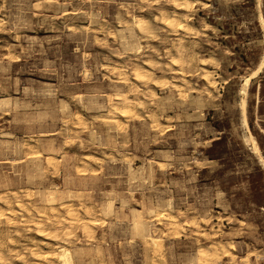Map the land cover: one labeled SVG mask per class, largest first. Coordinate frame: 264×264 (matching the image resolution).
<instances>
[{
    "label": "rangeland",
    "instance_id": "374dc122",
    "mask_svg": "<svg viewBox=\"0 0 264 264\" xmlns=\"http://www.w3.org/2000/svg\"><path fill=\"white\" fill-rule=\"evenodd\" d=\"M0 210V264H264V0H0Z\"/></svg>",
    "mask_w": 264,
    "mask_h": 264
},
{
    "label": "bare ground",
    "instance_id": "6f19581e",
    "mask_svg": "<svg viewBox=\"0 0 264 264\" xmlns=\"http://www.w3.org/2000/svg\"><path fill=\"white\" fill-rule=\"evenodd\" d=\"M150 1V0H149ZM50 3V2H49ZM177 8V7H176ZM125 10V9H124ZM188 12V11H187ZM92 13V12H91ZM78 14V13H77ZM91 15V14H90ZM91 18H92V15H91ZM190 18V17H189ZM191 19H193V18H191ZM91 20V19H90ZM92 21V20H91ZM95 21H96V19H95ZM94 22V21H93ZM90 23V22H89ZM92 26V25H91ZM124 28V27H123ZM127 28V27H126ZM134 28H137L138 29V31L140 32V33H142V34H146L147 33V31H148V29H149V21L148 20H146V19H143V20H139L138 22H135L134 23ZM122 29V28H121ZM192 29V28H191ZM131 31H133V28H131ZM183 31V30H182ZM118 35H119V33H118ZM188 36V35H187ZM130 38H133L132 36H130ZM125 40H126V38H124ZM134 41V40H133ZM127 44L128 45H130L129 44V42L127 41ZM142 46V45H141ZM127 50V49H126ZM171 50H173V49H171ZM178 61V60H177ZM186 64V63H185ZM150 70V69H149ZM210 72V71H209ZM136 76H137V78L138 79H145L146 78V76L145 75H143L142 73H140V72H138L137 74H136ZM165 76V75H164ZM163 76V77H164ZM123 78V77H122ZM211 81V80H210ZM119 83V82H118ZM159 84V83H158ZM158 87H159V85H158ZM115 94H117V93H115ZM119 95V94H118ZM123 95V94H122ZM122 95L121 96H119V97H122ZM124 96V95H123ZM119 97H116L115 98V101L116 102H121L122 100L119 98ZM83 101V100H82ZM138 101V100H137ZM112 102H113V100H112ZM112 109H113V112H116V113H118L119 114V117H120V119H122V120H125L126 122H128V121H130V120H132V119H137V114H136V112H134V103H132L131 101H129V100H125V101H123L122 102V107L120 108V107H118L117 106V104H114L113 105V107H112ZM147 110V109H146ZM159 117V116H158ZM116 119V118H115ZM80 120V119H79ZM110 120V119H109ZM121 120V121H122ZM133 121V120H132ZM118 122V121H117ZM129 123V122H128ZM78 124H79V122H78ZM161 127V126H160ZM33 142V141H32ZM31 142V143H32ZM37 145V144H36ZM50 156V155H49ZM48 156V157H49ZM54 156V155H53ZM54 158V157H53ZM56 158V157H55ZM57 159V158H56ZM49 160L50 161H52L53 159H51V158H49ZM89 165V164H88ZM54 167V166H53ZM58 167V166H57ZM56 168V167H55ZM58 170V169H57ZM135 171V170H134ZM137 176V175H136ZM136 178V177H135ZM42 198V197H41ZM47 198H48V196H47ZM77 198H78V196H77ZM79 199V198H78ZM41 200H43V199H41ZM46 200V199H45ZM38 201H39V198H38ZM82 201V200H81ZM42 202V201H41ZM48 202H49V204L50 203H52L53 204V202H54V198L53 197H51V198H49V200H48ZM47 202V203H48ZM68 202H69V200H68ZM70 203V202H69ZM72 203V202H71ZM70 203V204H71ZM103 203V202H102ZM105 203V202H104ZM168 203H169V201H168ZM48 204V205H49ZM172 204V203H171ZM42 205H45L44 203H42ZM51 205V204H50ZM54 205V204H53ZM106 205V204H105ZM34 206V205H33ZM70 206V205H69ZM66 207V204L64 203L63 205H62V208H65ZM76 207V206H75ZM74 207V208H75ZM114 207V206H113ZM153 207V206H152ZM5 208L7 209V211H8V215H10L11 214V212H13L12 211V206H11V204H10V202L9 201H5ZM61 208V209H62ZM90 208V207H89ZM157 208V207H156ZM165 208V207H164ZM41 209V208H40ZM72 209V208H71ZM76 209V208H75ZM102 209V208H101ZM153 209H154V207H153ZM25 210H27V209H25V207L22 205V204H20V202L17 204V211H19V212H23V211H25ZM65 210V209H64ZM157 210V209H156ZM175 210V209H174ZM28 211V210H27ZM36 212H37V210H35ZM40 211V210H39ZM102 211V210H101ZM165 211V210H164ZM69 212L71 213V215L73 216V214H74V212L75 211H72V210H70L69 209ZM105 212H107V213H109V212H111V206L109 205L107 208H106V210H105ZM144 212V211H143ZM142 212V213H143ZM152 212V211H151ZM14 213V212H13ZM90 213H91V211H89L88 212V214L90 215ZM146 213V212H145ZM148 213H150V211L148 212ZM153 213H155V212H153ZM16 214V213H15ZM76 214V213H75ZM5 215V213L3 212V211H1L0 210V218L1 217H3ZM34 215V214H33ZM141 215V214H140ZM11 216V215H10ZM32 216V215H31ZM138 216H139V214H138ZM19 217H21V216H19ZM204 216H202L201 218H203ZM9 219H10V217H8ZM15 218V217H14ZM139 218V217H138ZM205 218V217H204ZM13 219V218H12ZM140 219H142V218H140ZM146 219L148 220V216L146 217ZM161 219V218H160ZM163 221H165V222H167V223H175L176 222V217L175 216H173V215H169V216H165V217H163ZM15 220V219H14ZM143 220V219H142ZM206 220V219H205ZM36 221V220H35ZM86 221V220H85ZM88 221H90V220H88ZM225 221V220H224ZM208 222V221H207ZM226 222V221H225ZM32 223V222H31ZM100 223V222H99ZM1 224V223H0ZM102 224V223H101ZM148 224V223H147ZM150 224V223H149ZM204 224V223H203ZM83 225H84V227L87 229L88 227V224L86 223V222H83ZM207 225V224H206ZM10 226V225H9ZM172 226V225H171ZM35 227L37 228V233H39V232H41V228H40V226H39V223H36L35 224ZM179 227V226H178ZM171 228V227H170ZM169 228V229H170ZM189 228V227H188ZM133 229L137 232V233H139L144 239H146V240H149V242H151V245L153 246V247H156L157 246V240L155 239V238H153V235L151 234V231H150V228L149 227H147V225H146V223H144L143 221H139V220H137V221H135L134 222V224H133ZM156 230V229H155ZM154 230V231H155ZM173 230V229H172ZM206 230V229H205ZM157 231H159V230H157ZM171 231V230H170ZM178 231V230H177ZM183 231V230H182ZM14 233V232H13ZM87 233V232H86ZM90 233V232H89ZM154 233V232H153ZM8 234V233H7ZM9 234H11V232L9 233ZM9 234H8V237H9ZM155 234V233H154ZM58 235H59V233H55V235L54 236H50V235H48V236H50V237H47V238H45V240H49V241H54L57 237H58ZM64 235V234H63ZM68 235H70V233L68 234ZM4 236V235H3ZM6 236V235H5ZM88 236V235H87ZM159 236V235H158ZM2 239H4V238H2ZM5 239H6V237H5ZM14 240V239H13ZM1 241V240H0ZM4 241V240H3ZM218 242V241H217ZM3 243H5V242H3ZM45 243H47V242H45ZM231 243V242H230ZM2 244V243H1ZM234 244V243H233ZM4 245V244H3ZM48 245H49V243H48ZM55 245V244H54ZM53 245V246H54ZM12 246V245H11ZM224 246V245H223ZM6 247V246H5ZM52 247V246H51ZM231 249H233V248H231ZM55 250L57 251V257H56V261H57V263L58 264H75L74 263V257H73V254H72V252L68 249V248H65V247H63V246H60V245H58V244H56V248H55ZM224 250H225V248H224ZM233 250H235V248L233 249ZM219 251V248H217L216 246H209L208 248H206V249H202V250H200V254H199V256L201 257V258H204V259H207V260H209L208 258H210V257H214V256H217V252ZM38 252V251H37ZM59 253V254H58ZM236 253V252H235ZM34 255H38L37 253H33ZM223 254V253H222ZM221 254V255H222ZM239 254V253H238ZM22 255V254H21ZM256 255V254H255ZM17 257H20V256H18L17 255ZM39 257V256H38ZM37 257V258H38ZM101 257V256H100ZM25 258V257H24ZM214 259V258H213ZM22 260V259H21ZM44 261H43V264H55L54 262H52L51 260H50V258L48 257V256H46V254H45V257H44V259H43ZM211 260V259H210ZM24 261V260H23ZM201 261V260H200ZM0 262L2 263V257L0 256ZM20 262V261H19ZM5 264H8V263H5ZM12 264V263H11ZM205 264H207V263H205Z\"/></svg>",
    "mask_w": 264,
    "mask_h": 264
}]
</instances>
